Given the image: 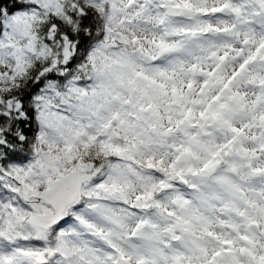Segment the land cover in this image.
Masks as SVG:
<instances>
[{"label":"snow or ice","instance_id":"6c2138e0","mask_svg":"<svg viewBox=\"0 0 264 264\" xmlns=\"http://www.w3.org/2000/svg\"><path fill=\"white\" fill-rule=\"evenodd\" d=\"M0 264H264V0H0Z\"/></svg>","mask_w":264,"mask_h":264}]
</instances>
